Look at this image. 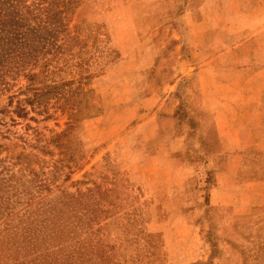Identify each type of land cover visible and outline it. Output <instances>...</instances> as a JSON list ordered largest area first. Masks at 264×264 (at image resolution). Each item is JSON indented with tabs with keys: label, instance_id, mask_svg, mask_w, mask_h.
<instances>
[{
	"label": "rangeland",
	"instance_id": "obj_1",
	"mask_svg": "<svg viewBox=\"0 0 264 264\" xmlns=\"http://www.w3.org/2000/svg\"><path fill=\"white\" fill-rule=\"evenodd\" d=\"M225 2L218 30L231 23L240 29L221 39L230 52L216 90V119L202 109L196 76L174 77L178 26L184 27L175 20L187 0H80L69 24L92 28L87 57L98 60L88 82L62 76L60 93L82 91L69 96L70 109L31 113L35 121L17 118L7 98L23 81L0 97L2 157L24 154L34 158L35 171L43 166L51 183L42 199L78 201L61 255L80 253L95 264H264V11L234 15V4ZM248 4L240 7L249 10ZM180 53L198 60L194 47ZM49 98L53 105L55 96ZM154 113L164 118L160 126L168 124L156 135L153 127H139ZM64 133L66 148L59 149L52 141ZM179 135L183 150L173 157L196 170L182 194L170 185V162L150 160L175 150ZM234 152L240 156L234 206L211 208L210 189L227 164L209 161ZM169 208L174 215L179 208L193 230L178 228Z\"/></svg>",
	"mask_w": 264,
	"mask_h": 264
},
{
	"label": "trees",
	"instance_id": "obj_2",
	"mask_svg": "<svg viewBox=\"0 0 264 264\" xmlns=\"http://www.w3.org/2000/svg\"><path fill=\"white\" fill-rule=\"evenodd\" d=\"M79 4L80 0H0V97L24 82L7 98L17 118L35 121L28 118L31 113L43 116L52 107L70 109L69 96L82 91L60 93L62 76L83 84L96 71L92 68L98 59L87 57L92 28L69 24ZM50 94L55 96L53 105ZM65 137L59 134L52 142L64 149ZM2 150L0 146V264H95L94 258L80 253L61 255L66 230L75 227L77 199H42L50 191L48 172L43 166L35 171L31 156L2 157Z\"/></svg>",
	"mask_w": 264,
	"mask_h": 264
},
{
	"label": "crops",
	"instance_id": "obj_3",
	"mask_svg": "<svg viewBox=\"0 0 264 264\" xmlns=\"http://www.w3.org/2000/svg\"><path fill=\"white\" fill-rule=\"evenodd\" d=\"M186 8L181 10L176 17L178 24H184L183 26H178L177 39L181 40L179 43L176 54L182 51L183 47L186 49H193L198 51L199 54L195 56L198 60L197 62H189L187 58H182L181 53L177 55V61L174 65L176 68L177 74L174 76L176 81L180 80L186 75L194 74L196 76V81L198 85V90L200 93V98L203 105V110L212 113L214 119L221 112L220 102L218 100L216 90L219 87V76L222 71L221 68L225 66L227 60V54L230 52V47L223 45L221 39L228 38L236 35L239 32L238 24L231 23L225 27L219 29V24L215 22L216 19L220 17H226L227 14L223 13L224 9H220V4L226 3L225 0H187ZM230 4H234L235 9H231L230 13L237 15V12L240 13V10H243V14L251 13L253 10L260 9L264 11V0H230ZM248 3L249 10H246L240 7L241 3ZM260 3V5H259ZM233 6V5H232ZM256 6V7H255ZM212 9H211V8ZM215 7V10H213ZM236 11V12H235ZM218 12H220L218 14ZM228 12V11H227ZM216 23V24H215ZM185 45V46H184ZM203 52V53H202ZM174 86H172L173 89ZM170 116H168L167 122L172 121V116L174 111L170 110ZM149 117V116H148ZM147 118V117H146ZM155 119V120H154ZM163 117L159 115H152L148 120L142 122L139 127L143 131H146L150 127H153L154 134L156 135L157 131L160 129H165L168 124L162 126L159 123H162ZM152 121L156 122L152 125ZM218 130H220L218 128ZM223 131V129H222ZM148 139H153V136ZM184 138L180 135L176 137L171 143L175 146V150L171 151H162V153H157L156 155L150 157V160L158 162L160 164L169 163L172 165V172L170 174V185L178 188L180 194L184 191L185 182L192 176L194 173L193 168L184 166L183 159L178 155V157H173L175 153H180L183 148ZM172 146V147H173ZM239 153L224 154V155H214L209 163H219L225 161L227 165L223 170L219 169L221 173L218 174V182L216 187L210 189L209 192V206L211 208H217L218 210L222 207H233L235 202V194H237L238 188L240 187L234 179L236 163L240 161ZM178 161V163H177ZM180 164V165H178ZM213 167V165H212ZM208 169V168H207ZM220 177V179H219ZM223 183L225 186L223 187ZM184 193V192H183ZM192 194V193H191ZM186 199V196H185ZM170 209V208H169ZM171 211V219L174 220L175 225L180 229H190L193 230L192 225H188L185 220L180 216V210L176 209V214L174 215L173 209ZM170 238V237H169ZM171 242V238H170Z\"/></svg>",
	"mask_w": 264,
	"mask_h": 264
}]
</instances>
